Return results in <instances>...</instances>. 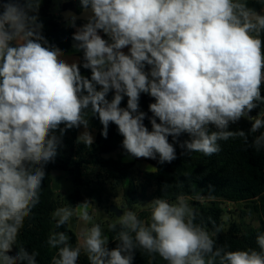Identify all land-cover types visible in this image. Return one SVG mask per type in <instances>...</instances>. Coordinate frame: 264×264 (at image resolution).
Segmentation results:
<instances>
[{
    "label": "clouds",
    "instance_id": "obj_1",
    "mask_svg": "<svg viewBox=\"0 0 264 264\" xmlns=\"http://www.w3.org/2000/svg\"><path fill=\"white\" fill-rule=\"evenodd\" d=\"M40 3L0 0V264H38L39 252L18 242L20 231L66 131L83 126L77 143L93 145L89 113L105 139L115 124L128 155L158 157L160 164L177 159L170 136L182 155L211 156L221 150L219 141L236 138L264 150V112L252 115L264 103V14L247 0H80L92 15L80 26L75 17L69 21L73 48L83 53L71 62L43 35ZM141 93L155 100L151 130L139 110ZM245 117L247 132L230 130ZM184 133L189 139L180 142ZM90 207L86 199L53 212L56 229L74 215L82 226L75 245L67 231L49 233L46 244L56 250L51 264H78L82 253L88 264H133L137 250L167 264H264V234L256 248L217 246L221 229L196 223L184 195L151 200L147 220L123 211L108 224L114 248L99 223L88 226Z\"/></svg>",
    "mask_w": 264,
    "mask_h": 264
},
{
    "label": "trees",
    "instance_id": "obj_2",
    "mask_svg": "<svg viewBox=\"0 0 264 264\" xmlns=\"http://www.w3.org/2000/svg\"><path fill=\"white\" fill-rule=\"evenodd\" d=\"M54 1L41 0L38 16L44 25L43 35L50 44L68 52L72 48L75 28L71 27L69 22L63 21L61 12L74 10L80 13L83 9L80 6V0L62 1L59 12L55 15L52 10ZM247 3L249 7L264 14V0H247ZM86 22L79 21L76 24L80 26ZM82 57L83 53L80 52L81 61ZM81 73L90 78V70L83 69L82 66ZM97 87L99 90V86ZM261 92L264 95V88ZM113 96L114 90L109 92L107 99L110 101ZM127 99L125 96L121 107H127ZM154 102V98L149 94L141 93L139 110L146 113L144 124L149 130H151L150 118L153 115L149 105ZM260 112H264V103H260L252 115L255 116ZM88 118L89 130L96 131L93 145L85 146L77 143L81 127L66 131L55 160L45 166L46 177L40 189L39 203L26 218L24 227L20 231L18 242L30 251L39 252L38 264H51L52 257L56 255V250L49 248L46 244L51 231H67L73 245L77 240L76 232L71 230L69 225L60 229L55 228L52 214L62 205L53 188V174L66 173L73 177V183L78 189L69 196V202H79L81 198L79 187L85 186L84 179L90 166L104 169L116 180V183L111 185V190L125 186L124 205L128 210L138 211L137 215L142 220H147L150 215L149 210L139 209L143 203L151 202L157 197L175 202L177 196L184 195L198 213L196 223L205 226L210 232L215 227L221 229L216 237L217 246L227 245L231 250L257 247V235L264 234V150L257 152L247 147L241 138H236L219 141L221 150L211 156L202 153L182 155L184 150L170 136L168 139L176 147L177 159L171 163L160 164L157 157L154 162L150 161L154 171L138 176L133 171L136 160L122 162L105 158L118 151L127 154L122 147L123 137L119 134L117 126L110 123L108 136L105 139L101 135L103 126L98 117L91 116L89 113ZM250 126L251 122L245 117L238 123L230 125V130L240 129L247 132ZM210 130L215 129L210 128ZM187 139L189 136L186 133L178 138L180 142ZM97 180H100L99 176ZM97 184H100V181ZM149 189H152L150 194H148ZM228 204H243L248 210L246 215L258 216L259 226L245 228L235 222H225L224 215ZM109 209L110 207L107 208V214L116 217L109 212ZM107 234L110 239L108 247L114 248L116 242L112 239L116 233L107 228ZM150 261L151 264H167L159 256L153 259L142 250H137L133 264H149ZM78 264H88L86 255L83 253Z\"/></svg>",
    "mask_w": 264,
    "mask_h": 264
},
{
    "label": "rangeland",
    "instance_id": "obj_3",
    "mask_svg": "<svg viewBox=\"0 0 264 264\" xmlns=\"http://www.w3.org/2000/svg\"><path fill=\"white\" fill-rule=\"evenodd\" d=\"M65 0H55L53 5V12L57 11L59 8V4ZM73 46V45H72ZM74 49V48H73ZM75 51V50H74ZM78 59H80V52L77 53ZM65 59L69 60V62L76 60L73 56V53L65 54ZM89 130V129H88ZM84 131L83 126H81V133ZM91 135L94 137V132L89 130ZM105 158L120 160L122 162L133 161L132 158L128 154H124L121 152H115L112 155L106 156ZM131 159V160H129ZM135 166L133 171L138 176H142L144 173H149L154 171V166H152L151 162H154V159H145V158H135ZM53 188L56 196L59 198L61 203V207L64 206H73L82 203L86 199L92 201V207L89 208V213L92 215L93 220L88 223V226L91 227L92 223H99L105 235L107 234L108 224L116 222L117 217H111L107 214V208L111 205H115L123 211L128 210L124 205V200L126 198V190L125 186L119 187L117 190H111V185L116 183V180L110 176L104 169H100L99 167L90 166L86 171V177L84 179L85 186L79 187L81 198L79 202L72 201L69 202V196H71L76 189H78L73 183V177L66 173H54L53 174ZM97 176L100 177V180H97ZM100 181V184H97ZM152 192V189L148 190V194ZM188 202V200H187ZM149 203L145 202L139 209L149 210ZM138 212V211H137ZM136 212V213H137ZM248 210L245 209L243 204L233 205L228 204L226 206V212L224 215L225 222H235L237 224L243 225L245 228L247 227H258L260 222L257 215H246L245 213ZM70 229L73 231H77L79 226H82V222L74 215L72 220L69 223Z\"/></svg>",
    "mask_w": 264,
    "mask_h": 264
},
{
    "label": "water",
    "instance_id": "obj_4",
    "mask_svg": "<svg viewBox=\"0 0 264 264\" xmlns=\"http://www.w3.org/2000/svg\"><path fill=\"white\" fill-rule=\"evenodd\" d=\"M258 13H261L263 14L262 12H258ZM92 15L91 13V10L88 9V10H82L80 13H77L76 11L74 10H67L65 12H61V16L63 17V21L64 22H69L73 17L76 18V23L79 22V21H87L88 20V17ZM76 43L74 40L72 41V45ZM150 69H146L145 71L148 72ZM109 212L112 213V214H115V216L118 218V216L122 215V209L121 208H118L117 206L115 205H111L110 206V209H109ZM78 230V229H77ZM77 232V231H76Z\"/></svg>",
    "mask_w": 264,
    "mask_h": 264
},
{
    "label": "crops",
    "instance_id": "obj_5",
    "mask_svg": "<svg viewBox=\"0 0 264 264\" xmlns=\"http://www.w3.org/2000/svg\"><path fill=\"white\" fill-rule=\"evenodd\" d=\"M65 1H69V0H65ZM40 6H41V3H40ZM59 7H60V4H59ZM58 7V8H59ZM59 12V9L57 10V11H55V12H53V14H57ZM101 35H102V33H101ZM107 38V37H106ZM123 51H125V53H127V51H128V49L127 48H125V49H123ZM70 53H73V56L76 58V60H79L78 59V57H77V51H74V49H73V46H72V48L68 51V52H65V54H70ZM93 132H94V141H95V134H96V131L95 130H92ZM81 134V128H80V131H79V135ZM130 156V155H129ZM130 158H132L133 160H136L135 158H133L132 156H130ZM129 160H131V159H129Z\"/></svg>",
    "mask_w": 264,
    "mask_h": 264
}]
</instances>
